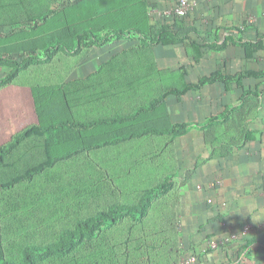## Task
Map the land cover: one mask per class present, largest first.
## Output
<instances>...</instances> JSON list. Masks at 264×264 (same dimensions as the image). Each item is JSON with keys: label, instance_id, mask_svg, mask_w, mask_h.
Masks as SVG:
<instances>
[{"label": "rangeland", "instance_id": "1", "mask_svg": "<svg viewBox=\"0 0 264 264\" xmlns=\"http://www.w3.org/2000/svg\"><path fill=\"white\" fill-rule=\"evenodd\" d=\"M48 9L57 12L32 28L35 22L31 19ZM120 15L122 25H137L138 0H0V54L16 59L42 55L50 35L72 41L82 27L103 29L108 21L119 26ZM140 40V34H133L103 45H86L72 56L57 52L49 62L30 66L1 87L0 146L33 124L132 113L170 89L182 68L158 64L156 49L174 43L159 41L151 52L142 49L138 54ZM8 69L0 66V77ZM170 94L181 98L169 91L160 109L142 112L133 120L30 138L8 158L10 165L0 168V183L44 160L46 146L59 153L138 131L150 123H173L167 105ZM177 139L145 135L86 149L30 181L9 189L0 187L9 256L17 258L27 243L55 238L78 216L93 214L112 202H135L140 183L155 185L169 175L176 183L180 170ZM130 224L125 219L72 254L42 264H138V228L130 229Z\"/></svg>", "mask_w": 264, "mask_h": 264}, {"label": "crops", "instance_id": "2", "mask_svg": "<svg viewBox=\"0 0 264 264\" xmlns=\"http://www.w3.org/2000/svg\"><path fill=\"white\" fill-rule=\"evenodd\" d=\"M149 1L152 24L174 21L166 12L178 0ZM181 20L197 32L156 49L158 64L182 68L173 85L198 83L216 71L259 74L167 96L173 123L204 122L234 109L214 131L193 125L178 136V180L156 217L172 222L178 264L191 254L198 255L195 264H264V0H195ZM211 239L220 246L209 247Z\"/></svg>", "mask_w": 264, "mask_h": 264}, {"label": "trees", "instance_id": "3", "mask_svg": "<svg viewBox=\"0 0 264 264\" xmlns=\"http://www.w3.org/2000/svg\"><path fill=\"white\" fill-rule=\"evenodd\" d=\"M149 7V0H138L137 25H122V15H120L119 22L116 21L119 26H114L110 23L111 21H108L103 29L82 27L74 33L72 41H66L56 35H50L49 42L45 45L42 55L28 54L22 59H16L0 54V66L9 68L6 74L0 77V88L12 83L21 72L26 71L30 66L49 62L57 52L72 56L79 54L86 45H103L110 40H118L129 35L140 34L141 40L138 46L140 48L138 49V54H140L143 52L142 49H149V52H151V48L156 42L163 41L174 44L185 42L190 39V33L197 32L195 27L186 25L179 17H176L170 23L162 25L152 24ZM56 12V9H48L34 16L31 19V21L35 22L32 28H35L41 21H47ZM114 13H120V11H115ZM193 43L196 44L195 41ZM249 74L258 75L259 73L243 71L237 75H224L221 71H216L209 76L202 77L198 83L184 82L181 86L172 85L167 91L165 90L147 103L139 105L132 113L96 117L86 121L58 119L45 124L30 125L16 133L10 141L0 146V168L10 165L7 161L8 158L17 148L22 147L32 137L59 134L68 130L83 131L98 125L120 124L137 118L142 112L155 113L161 108V104L169 91L182 95L187 90L199 89L206 83L216 80L228 81ZM233 109L234 105H229L222 113L211 116L204 122H171L165 125L150 123L138 131H132L96 144H86L82 147L75 146L59 153H52V148L50 149L46 146L47 156L44 160L30 165L25 172L14 175L7 181L0 183V187L9 189L19 183L30 181L36 175L86 149L116 145L128 139L145 135L175 138L186 134L193 125L209 131L214 128L212 126L215 124L225 121ZM206 135L211 136L209 132ZM170 176L155 185L148 184V182H144L145 186H142V183L138 184V198L135 202H112L107 208L98 209L93 214L78 216L72 225L62 228L56 233V236L54 234L55 238L53 239L50 238L47 241L30 242L23 245L17 258L10 257L5 247L0 195V264H42L55 258L68 256L75 252L80 245L95 239L107 228L115 226L125 219H130V229L134 226L138 228V264H178L172 247L175 236V233H172L174 229L172 222L160 220L156 217L159 209L166 207L176 184L170 179Z\"/></svg>", "mask_w": 264, "mask_h": 264}, {"label": "built area", "instance_id": "4", "mask_svg": "<svg viewBox=\"0 0 264 264\" xmlns=\"http://www.w3.org/2000/svg\"><path fill=\"white\" fill-rule=\"evenodd\" d=\"M194 4H195V0H178L175 6L169 11H167L166 14L173 18L174 17L184 18L193 9ZM250 231H251L250 225H246L243 229L244 235H248ZM231 238L232 239L236 238V235H231ZM220 244H221V241L219 240L211 239L209 241V247L214 248V249L218 248ZM197 259H198V255L191 254L182 261V264H195Z\"/></svg>", "mask_w": 264, "mask_h": 264}]
</instances>
